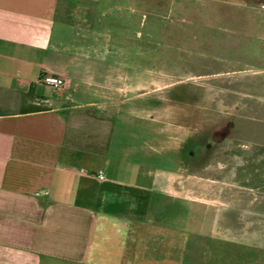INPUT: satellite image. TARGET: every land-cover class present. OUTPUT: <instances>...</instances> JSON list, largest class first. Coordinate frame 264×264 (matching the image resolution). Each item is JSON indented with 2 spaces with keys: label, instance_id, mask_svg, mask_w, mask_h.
<instances>
[{
  "label": "rangeland",
  "instance_id": "1",
  "mask_svg": "<svg viewBox=\"0 0 264 264\" xmlns=\"http://www.w3.org/2000/svg\"><path fill=\"white\" fill-rule=\"evenodd\" d=\"M97 4L94 28L119 46L137 88L112 119L106 177L127 192L183 172L187 191L149 195L151 216L177 240L140 264H264V0ZM214 130L225 136L216 171L201 172Z\"/></svg>",
  "mask_w": 264,
  "mask_h": 264
},
{
  "label": "crops",
  "instance_id": "2",
  "mask_svg": "<svg viewBox=\"0 0 264 264\" xmlns=\"http://www.w3.org/2000/svg\"><path fill=\"white\" fill-rule=\"evenodd\" d=\"M98 1L0 0V264H140L177 240L148 206L153 190L186 197L183 172L127 192L106 177L112 119L137 88L94 28Z\"/></svg>",
  "mask_w": 264,
  "mask_h": 264
},
{
  "label": "flooded vegetation",
  "instance_id": "3",
  "mask_svg": "<svg viewBox=\"0 0 264 264\" xmlns=\"http://www.w3.org/2000/svg\"><path fill=\"white\" fill-rule=\"evenodd\" d=\"M201 128L203 129V127H201ZM196 129L200 130L199 127L198 128H195V131H196ZM223 133H225V132H223ZM191 134L192 135L190 136V139L191 140H195V134H194V132H191ZM224 138H225V136L223 138H220V137L219 138L218 137L216 138V130H214L211 133V137H210L211 142H212V146H211V143L210 142H207L206 143L204 141L205 149H206L207 152H209L207 154V157L205 158V161L208 162V160H209V163L206 162L207 164L205 163V165H206L205 167H204V165L201 166L203 168V169L200 170L201 172H204V170L205 171H210V172H215L216 171V142H217V145L222 144V141H223ZM211 152H213V153H211ZM190 154L192 155L190 157L193 160V157H194L193 152H191ZM200 164H202V163L200 162ZM197 166H198V164H197ZM191 171L192 170H188V169L186 170V172H188V174H189L188 176H191V174L194 173V172H191Z\"/></svg>",
  "mask_w": 264,
  "mask_h": 264
},
{
  "label": "built area",
  "instance_id": "4",
  "mask_svg": "<svg viewBox=\"0 0 264 264\" xmlns=\"http://www.w3.org/2000/svg\"><path fill=\"white\" fill-rule=\"evenodd\" d=\"M36 83L54 90H59L65 86L66 81L64 77L58 75L43 74L37 78ZM95 177L100 182L105 180L103 172H99Z\"/></svg>",
  "mask_w": 264,
  "mask_h": 264
}]
</instances>
